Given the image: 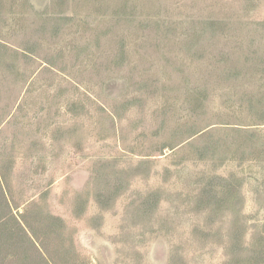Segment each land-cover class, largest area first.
<instances>
[{
  "label": "rangeland",
  "instance_id": "rangeland-1",
  "mask_svg": "<svg viewBox=\"0 0 264 264\" xmlns=\"http://www.w3.org/2000/svg\"><path fill=\"white\" fill-rule=\"evenodd\" d=\"M0 264H264V0H0Z\"/></svg>",
  "mask_w": 264,
  "mask_h": 264
}]
</instances>
